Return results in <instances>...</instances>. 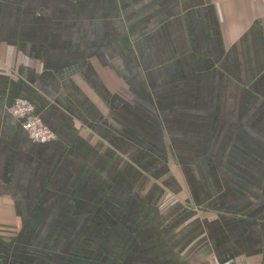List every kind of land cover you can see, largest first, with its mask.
Wrapping results in <instances>:
<instances>
[{"label":"crops","instance_id":"0c3cea01","mask_svg":"<svg viewBox=\"0 0 264 264\" xmlns=\"http://www.w3.org/2000/svg\"><path fill=\"white\" fill-rule=\"evenodd\" d=\"M263 12L0 0V264H264Z\"/></svg>","mask_w":264,"mask_h":264},{"label":"built area","instance_id":"2783aa9c","mask_svg":"<svg viewBox=\"0 0 264 264\" xmlns=\"http://www.w3.org/2000/svg\"><path fill=\"white\" fill-rule=\"evenodd\" d=\"M264 3V0H263ZM264 14V12H263ZM10 113L19 121L21 128L34 143L44 144L56 139L55 132L35 112L34 105L27 99H17L10 109ZM203 264H246L222 262L213 258Z\"/></svg>","mask_w":264,"mask_h":264}]
</instances>
